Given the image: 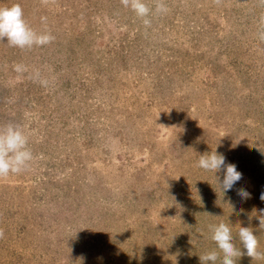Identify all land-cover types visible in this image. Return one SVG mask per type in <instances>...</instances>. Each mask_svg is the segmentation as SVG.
Segmentation results:
<instances>
[{"label": "rangeland", "instance_id": "374dc122", "mask_svg": "<svg viewBox=\"0 0 264 264\" xmlns=\"http://www.w3.org/2000/svg\"><path fill=\"white\" fill-rule=\"evenodd\" d=\"M144 2L150 26L120 0H0L54 36L24 50L0 41V125H20L34 157L0 179V264H200L219 223L238 249L239 228H252L264 252L253 213L264 210V8ZM211 151L242 173L226 193L223 170L195 166Z\"/></svg>", "mask_w": 264, "mask_h": 264}, {"label": "clouds", "instance_id": "9594fccd", "mask_svg": "<svg viewBox=\"0 0 264 264\" xmlns=\"http://www.w3.org/2000/svg\"><path fill=\"white\" fill-rule=\"evenodd\" d=\"M42 2L47 3V0H42ZM120 2L125 8L130 9L138 18L142 19L145 26H150L149 16L153 9L149 8L144 0H120ZM214 2L219 4L221 0H214ZM257 4L264 8V0H257ZM166 11L162 0H156L155 12L163 13ZM46 20V17H41L42 23H46ZM257 37L264 43V12H261L257 20ZM5 38L8 46L21 50L31 49L34 46H44L54 40V36L49 32L38 33L28 25L24 19L23 9L19 4H14L11 7H0V41ZM14 71L18 74L24 73L26 67L22 64H16ZM30 78L34 82L40 83L41 86L46 87L48 84L46 79L41 78L39 71L34 72ZM158 126L168 129L164 125ZM198 157L196 167L214 174L223 170L222 180L219 176L214 175L215 182L222 193L232 190L234 185L242 179V173L237 171L236 165L226 163L223 154L211 151ZM33 159V153L28 147V137L21 126L12 122L0 125V179L7 178L10 174H20L29 167ZM237 195L242 199L250 198V194L244 189L237 190ZM260 199L264 201V194L261 195ZM253 213L259 220V230L264 231V210H260L259 215H257L254 209ZM209 231L211 233L210 238L215 242L217 250L199 256L200 264H216L218 259L220 264H236V258L245 254L253 260H264V252L258 250V238L254 235L252 228L240 227L238 232L241 248L245 249L246 253L234 244L231 229L227 224L209 225ZM3 235V230H0V238H3Z\"/></svg>", "mask_w": 264, "mask_h": 264}]
</instances>
